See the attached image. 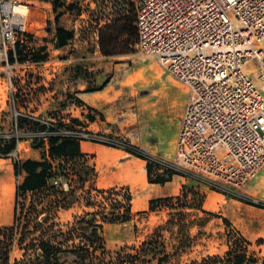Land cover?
<instances>
[{
	"label": "rangeland",
	"instance_id": "rangeland-1",
	"mask_svg": "<svg viewBox=\"0 0 264 264\" xmlns=\"http://www.w3.org/2000/svg\"><path fill=\"white\" fill-rule=\"evenodd\" d=\"M20 1L23 4L37 6L47 13L52 38L58 26L75 32V39L61 50L53 47L49 53L41 51L43 47L41 42L34 39H29L24 44L32 50L31 52L20 54L21 48H18L19 58L22 56V59H27L23 62L33 61V57H36L34 53L39 52L41 56L48 55L46 61H51V64L29 69L17 68L13 73L14 91L10 88L8 74L0 72V140L15 139L16 153L21 161L27 148H33L34 143L45 139L47 142L48 136L43 134L45 131L49 135H62L66 131L85 130L95 142L109 147H116L118 143L125 147L129 146V141L117 130L115 132L110 129L105 132L86 129L89 128L87 123L89 117L100 119L96 112L80 120V125L71 122V119L75 118L66 112L71 111L67 105L76 99L75 91L71 90L75 86L76 67L92 74L90 83L84 79L85 74L81 76L79 83L85 85L86 89H98L109 83L116 87H125L126 98L131 105L135 96L146 103L149 99L147 95L167 82H175L189 91L187 85L172 77L156 58L139 54L136 36L133 35L135 31L132 35L122 32L127 24H131L135 29L136 0H60L56 11L57 0ZM141 91L147 92L139 94ZM262 93L264 94V90ZM65 105L67 108H64ZM15 109L20 113L17 119ZM134 118L138 119L137 113H134ZM22 119L38 123L39 128H31L28 122H23ZM48 119H55L56 122L52 124L47 122ZM49 123L54 126H49ZM53 129L58 132L55 133ZM177 130L178 123L172 129L151 130L153 135H162L153 150L159 154L153 156L140 152L145 156L148 155L157 167L175 172L176 177L185 180L186 186L195 187L210 200L216 197L215 193L225 199L238 200L264 210V168L256 180L245 188L237 190L228 188L220 182L210 181L192 171L183 170L175 165L174 157L171 158L168 154L164 156L161 152V149H165L166 152L170 150V145L166 147L164 145L165 138L175 135ZM172 142L176 148L174 140ZM5 158L15 164L16 160L13 156ZM16 186L18 187V177ZM88 187L90 185L86 186L85 191L78 192L76 198L78 197L79 200L70 209L57 212L56 222L64 226L65 230L75 218L73 212L69 210L75 209L74 212L80 213V216L94 211L93 208L86 207L87 201L92 202V198L96 195L94 192L91 195L87 194ZM175 204L177 205L176 202ZM163 210L165 214L156 215L154 218L136 216L127 226L106 225L103 237L108 261H112V264H122L118 260V254L135 253V250L158 228L161 230L159 241L165 245L167 253L171 255L166 264H187L207 256H223L228 251L230 243H233L229 233H233L231 236H238L234 230L228 231L225 220H222L218 214H205L182 208ZM177 249L179 254L172 256ZM249 250L264 259V238L251 243ZM21 255L19 248H15L11 254L12 260L20 259ZM69 260L72 261V258Z\"/></svg>",
	"mask_w": 264,
	"mask_h": 264
},
{
	"label": "built area",
	"instance_id": "built-area-1",
	"mask_svg": "<svg viewBox=\"0 0 264 264\" xmlns=\"http://www.w3.org/2000/svg\"><path fill=\"white\" fill-rule=\"evenodd\" d=\"M134 8L139 54L156 58L189 88L175 165L231 189L245 188L264 168V0H136ZM29 39L48 53L53 48L47 13L20 0H0V72L8 74L13 91L17 68L51 64L20 61L18 47ZM62 135L93 141L85 130ZM9 156L21 161L16 150ZM53 185L69 190L61 178Z\"/></svg>",
	"mask_w": 264,
	"mask_h": 264
},
{
	"label": "trees",
	"instance_id": "trees-1",
	"mask_svg": "<svg viewBox=\"0 0 264 264\" xmlns=\"http://www.w3.org/2000/svg\"><path fill=\"white\" fill-rule=\"evenodd\" d=\"M59 1L55 3V11L58 9ZM122 32L126 35H135L137 43L136 25L135 29L131 24L125 25ZM74 39V31L58 26L52 38V45L56 50H61ZM18 48H21L20 54L32 51L24 45ZM41 51L46 52V48L42 47ZM34 56L36 57H33V61L36 62L48 60V55L41 56L39 52L34 53ZM25 60L27 59L20 57L21 62ZM82 74H85L84 79L90 83L92 74L83 71L80 67L74 69L76 76L74 81L79 82ZM104 86L98 89H87V91L95 92L103 89ZM72 103L78 106L81 104L77 98ZM67 107L64 106V108ZM100 117L103 119V116ZM88 120L95 121L91 117ZM21 121L28 122L33 129L39 128V124L32 120L22 119ZM71 122L76 125L81 124L79 119H71ZM53 131L58 132L54 129ZM47 139V149L46 139L33 144L34 149L43 150L40 161L26 160L15 163L16 176H24V180L17 187L14 224L0 228V264H112V261L107 259L108 253L103 237L104 226L127 224L133 220L131 192L127 188L99 190L94 187L95 170L88 165L85 155L81 152L82 141L61 134L49 135ZM126 148L148 160L147 176L150 184L165 185L177 175L175 172L157 167L148 155L145 156L133 147ZM16 149L15 139L0 140V158L8 157ZM59 178L68 183V191L53 185V181ZM87 185H90L86 191L87 194L91 195L94 192L96 195L92 198V202L87 201L86 207L93 208L94 211L76 216L74 222L65 230L64 226L56 222L57 212L70 209L77 203L78 192L85 191ZM205 199L206 196L198 189L185 185L180 196L176 198L152 200L149 211H161L167 208L181 210L182 208L205 213L203 210ZM225 223L229 226L226 220ZM160 232L158 228L135 250V253H119V262L122 264H166L169 262L171 255L167 253L165 245L159 241ZM231 234L233 233H229V236L230 239L233 238V243H230L228 251L223 256H207L187 264H264V259L250 252L251 244L245 238L239 234L238 236H231ZM17 247L22 253L21 258L12 260L11 254ZM178 251L177 249L172 256ZM70 258L72 261L69 260Z\"/></svg>",
	"mask_w": 264,
	"mask_h": 264
},
{
	"label": "crops",
	"instance_id": "crops-1",
	"mask_svg": "<svg viewBox=\"0 0 264 264\" xmlns=\"http://www.w3.org/2000/svg\"><path fill=\"white\" fill-rule=\"evenodd\" d=\"M71 90L75 91V96L81 104L78 108L66 112L67 114H72L71 116L75 119L83 120L87 118L84 108L93 110L99 117L103 116V119L100 117L94 122L88 120L89 128L86 129L105 132L110 129L115 132L117 130L118 133L125 136L129 141V146L133 149L153 156L159 154L153 150L162 135H153L151 130L172 129L178 123L176 136L169 135L165 138L164 145L165 147L170 145V150L168 149L166 152L165 149H161L164 156L168 154L171 158H176V148H174L172 140L176 147L181 118L189 94L185 87L175 82H167L157 90L151 91L147 95L149 99L146 103L135 96L132 105L126 98V88L116 87L111 83L106 84L101 90L88 92L85 85L75 82V86ZM146 92L141 91L139 94ZM133 94L132 96H134ZM134 113H137L138 116L136 120ZM45 147L47 149L48 142L45 143ZM42 152L43 150L29 147L22 156V161H40ZM81 152L85 155L88 165L95 170L96 178L93 183L95 188L99 190L129 189L133 197L134 217L150 216L151 218L152 216L154 218L156 215L165 214L164 210L149 211L150 202L156 199L176 198L180 196L181 190L186 184L185 180L176 176L165 185L150 184L147 176L148 160L122 145L109 147L87 140L81 142ZM16 178L15 164L13 165L9 159L0 158V228L10 227L14 224L17 201ZM23 180L24 176L21 178V183ZM214 195L216 197H212L211 200L206 196L203 206L205 213L218 214L222 220L228 222V231L234 230L250 244L259 238H264L263 209L238 200L225 199L219 194L214 193ZM69 211L73 212L74 217L81 215L74 212L75 209ZM130 223L111 226H127ZM105 227L106 225L104 229Z\"/></svg>",
	"mask_w": 264,
	"mask_h": 264
},
{
	"label": "bare ground",
	"instance_id": "bare-ground-1",
	"mask_svg": "<svg viewBox=\"0 0 264 264\" xmlns=\"http://www.w3.org/2000/svg\"><path fill=\"white\" fill-rule=\"evenodd\" d=\"M16 10L19 12V13H28V9L25 7V6H18L16 8ZM91 149V148H90ZM89 149V150H90Z\"/></svg>",
	"mask_w": 264,
	"mask_h": 264
}]
</instances>
